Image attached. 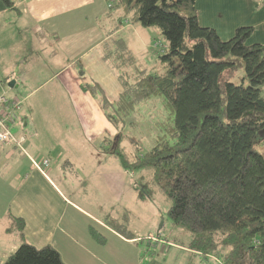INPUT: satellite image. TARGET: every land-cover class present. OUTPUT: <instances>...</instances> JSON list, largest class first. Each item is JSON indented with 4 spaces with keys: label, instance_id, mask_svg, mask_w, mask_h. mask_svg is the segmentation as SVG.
Segmentation results:
<instances>
[{
    "label": "trees",
    "instance_id": "trees-1",
    "mask_svg": "<svg viewBox=\"0 0 264 264\" xmlns=\"http://www.w3.org/2000/svg\"><path fill=\"white\" fill-rule=\"evenodd\" d=\"M1 1L13 7L12 0ZM197 2H109V12L120 14L119 25L129 19L158 29L166 49L157 54L158 65L142 67L127 41L109 33L103 58L122 86L119 99L111 103L90 78L81 88L98 100L117 129L114 138L105 137L103 153L128 172L151 171V183L172 203V226L192 237L190 250L219 264H264V45L249 43L253 26H239L222 39L216 29L201 25ZM239 68L245 75L237 84L232 79ZM154 97L163 98L168 121L158 124L160 134L150 151L129 153L124 139L135 143L124 130L134 126L139 107ZM13 222L8 230L23 236L24 221L13 217ZM129 222L127 214L109 223L134 239ZM90 233L105 243L97 230ZM0 264L65 263L52 246L37 248L23 238Z\"/></svg>",
    "mask_w": 264,
    "mask_h": 264
},
{
    "label": "crops",
    "instance_id": "crops-1",
    "mask_svg": "<svg viewBox=\"0 0 264 264\" xmlns=\"http://www.w3.org/2000/svg\"><path fill=\"white\" fill-rule=\"evenodd\" d=\"M12 1L8 8L0 0V86L22 101L25 127L17 135H27L28 155L0 145V223L10 233L13 217L22 219L23 236L18 232L14 243L19 246L24 238L37 248L50 245L65 264H145L137 235L127 239L109 223L130 213L126 197L134 189L133 172L103 153L105 137L114 138L117 129L81 88L90 78L111 103L119 99L123 89L103 58L102 44L109 33L123 34L135 55L124 34L133 28L139 33L137 24L125 19L119 25L120 14L109 12L108 0ZM197 9L201 25L216 29L222 39L231 38L238 26H253L249 43L264 45V0H198ZM153 29L133 46L149 49L158 33ZM2 76L15 80L12 88L26 85L23 76L33 85L21 98L3 85ZM32 159H49L50 167L44 173ZM66 161L71 165L65 167ZM90 228L105 237L104 244ZM146 264L164 263L149 258Z\"/></svg>",
    "mask_w": 264,
    "mask_h": 264
},
{
    "label": "rangeland",
    "instance_id": "rangeland-1",
    "mask_svg": "<svg viewBox=\"0 0 264 264\" xmlns=\"http://www.w3.org/2000/svg\"><path fill=\"white\" fill-rule=\"evenodd\" d=\"M258 0H253L257 2ZM239 27V26H238ZM139 33L135 28L129 29L125 32L124 36L134 47L135 56L139 60V64L142 67H153L158 65V55L165 51V40L162 38L160 31L151 42L149 49L143 48L138 45L135 48L133 46L138 41V36L148 37L147 34L154 32L153 28H142L137 25ZM129 32V33H128ZM123 37V34H122ZM164 46V47H163ZM156 47V48H155ZM150 50V52H149ZM142 51H144L143 54ZM155 51V53H153ZM149 52V54L147 53ZM245 75L243 68H239L236 77L232 79L234 83L239 84L241 78ZM27 79L26 85L12 88L10 82L15 81L8 76H2L3 85L18 94L21 98L30 91L33 82L28 79V76H23ZM56 84V83H55ZM58 84V83H57ZM18 85V84H17ZM22 89L24 92L22 93ZM52 85L46 87L45 90H51ZM9 97L10 94L8 95ZM140 110L136 113L134 126L127 127L124 130L128 138H131L134 145L124 139L123 145L127 148L129 153H136L140 156L146 154L154 145L156 137L160 134L158 124L168 121L170 112L165 108L164 100L162 97H154L141 105ZM53 119V118H52ZM51 119V120H52ZM20 126H13L12 132L17 135ZM55 163V162H54ZM130 177L131 186L134 189L128 193L126 197L130 213L128 214L130 229L137 235V241H139V249L141 250V258L146 260L145 264L149 261V258H155L164 264H219L213 257L203 256L201 254L192 255L188 249H184L177 246H184L188 248L191 236L181 228H174L172 226L171 219L168 216V210L171 206V201L167 199L165 194L160 191L156 186L151 183V171L140 170L133 172ZM134 195V197H133ZM77 199V197H76ZM79 200V199H78ZM5 223H0V262L3 263L7 258L15 252L18 248V244L14 241L18 234L16 229L5 231ZM178 239V240H174ZM170 240H174L178 245L174 246ZM177 247V248H175ZM122 249H125L124 247ZM129 250L125 249L123 256L127 255ZM123 254V253H122ZM119 262L118 264H120Z\"/></svg>",
    "mask_w": 264,
    "mask_h": 264
},
{
    "label": "built area",
    "instance_id": "built-area-1",
    "mask_svg": "<svg viewBox=\"0 0 264 264\" xmlns=\"http://www.w3.org/2000/svg\"><path fill=\"white\" fill-rule=\"evenodd\" d=\"M109 2H113V0H109ZM164 48L166 49V47ZM22 108V101L18 97H9L0 86V145H12L27 156L25 149L27 135L24 133L15 135L12 132L13 126H20L21 130L25 127L22 119ZM32 163L36 169L44 173L50 167L49 159L40 161L32 159Z\"/></svg>",
    "mask_w": 264,
    "mask_h": 264
},
{
    "label": "water",
    "instance_id": "water-1",
    "mask_svg": "<svg viewBox=\"0 0 264 264\" xmlns=\"http://www.w3.org/2000/svg\"><path fill=\"white\" fill-rule=\"evenodd\" d=\"M14 83H15V81H12V82H10V86H13L14 85ZM116 144V140H115V143H114V145Z\"/></svg>",
    "mask_w": 264,
    "mask_h": 264
}]
</instances>
